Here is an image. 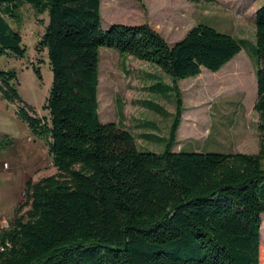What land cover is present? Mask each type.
<instances>
[{
  "label": "trees",
  "instance_id": "1",
  "mask_svg": "<svg viewBox=\"0 0 264 264\" xmlns=\"http://www.w3.org/2000/svg\"><path fill=\"white\" fill-rule=\"evenodd\" d=\"M101 2L0 0V57L26 53L7 16L17 18L24 3L49 15L37 46L53 74L43 106L49 117L27 108L15 71L0 69V92L20 103L18 113L58 171L27 182L23 207L0 229V264H262L264 4L255 15L260 150L226 154L174 151L179 93L162 153L142 152L131 132L102 123L100 49L155 64L177 90L178 80L220 71L242 51L240 42L205 24L173 45L147 24L105 30Z\"/></svg>",
  "mask_w": 264,
  "mask_h": 264
},
{
  "label": "rangeland",
  "instance_id": "2",
  "mask_svg": "<svg viewBox=\"0 0 264 264\" xmlns=\"http://www.w3.org/2000/svg\"><path fill=\"white\" fill-rule=\"evenodd\" d=\"M263 4L264 0H102L105 30L114 24H147L173 45L197 24H205L235 37L242 46L220 71L203 69L198 77L178 80L177 90L172 77L155 64L101 48L98 112L102 123H115L131 132L140 151L162 153L179 93L183 109L175 152L258 154L255 15ZM6 20L22 36L26 53L23 58L1 56L0 69L17 73L18 91L27 108L48 118L43 106L53 74L47 52H39L37 46L49 15L24 3L17 18L7 16ZM34 67L40 69L41 77ZM19 105L4 100L0 92V227L3 220L10 225L17 209L23 207L29 180L38 182L58 173L45 141L34 136L18 113Z\"/></svg>",
  "mask_w": 264,
  "mask_h": 264
},
{
  "label": "built area",
  "instance_id": "3",
  "mask_svg": "<svg viewBox=\"0 0 264 264\" xmlns=\"http://www.w3.org/2000/svg\"><path fill=\"white\" fill-rule=\"evenodd\" d=\"M8 227H9V223L6 220H3L1 223L0 229L8 228ZM7 245H9V244H7Z\"/></svg>",
  "mask_w": 264,
  "mask_h": 264
}]
</instances>
